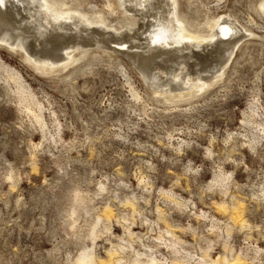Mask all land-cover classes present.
<instances>
[{
  "label": "rangeland",
  "instance_id": "obj_1",
  "mask_svg": "<svg viewBox=\"0 0 264 264\" xmlns=\"http://www.w3.org/2000/svg\"><path fill=\"white\" fill-rule=\"evenodd\" d=\"M67 1L90 13L107 11L114 24L125 16L119 0H113L118 9L112 12L106 6L108 0ZM174 1L177 11L188 17L183 25L192 24L194 30L207 32L214 18H229L236 29L234 41L205 47L197 43L202 49H186L181 58H175L177 52L171 60L155 58L164 73L120 51L129 46L124 41L144 49L147 33L141 32L143 27L134 40L121 41L90 28L71 39L63 36L71 30L80 32L73 25L74 29L38 35V30L50 27L26 6L19 7L18 13L10 8L7 21L0 19V37L4 27H9L13 42L26 40L24 49L0 43V63L20 75L15 81L8 78L6 66L0 67V264H77L83 244L109 259L108 250L117 247L120 237L128 238L118 221L128 213L130 217L134 209L139 210L134 214L139 222L135 231L147 232V225L141 224L146 218L155 229H149L144 241L133 242L138 248L164 234L168 219L177 222L174 230L187 241L176 246L198 258L201 246L211 245L212 258L223 255V260L226 240L248 261L257 255L259 264H264V198L255 194L264 187V130L255 123L264 124V0H169ZM49 12L55 13L52 7ZM152 19L139 21L150 24ZM124 24L123 29L130 26ZM58 32L64 34L57 36ZM81 42L97 56L90 60L87 55L83 61L92 64L68 77L71 68L41 70L33 62H63ZM196 51L198 58L190 59ZM173 58L178 60L174 64ZM219 71L224 76L220 83L202 93L196 89L199 75L208 79ZM154 73L163 79H156ZM19 83L25 86L23 95ZM22 96L26 100L20 101ZM253 137H258L254 148L244 144ZM220 171L230 176L225 196L214 180ZM76 192L91 210L79 212L77 227L72 228ZM224 199L229 203L241 199L242 217L217 208L215 201ZM106 206L113 210L111 222H101L100 233L89 237L85 223ZM203 212L219 217L221 227L227 226L231 234L224 228L223 237L217 238L210 219L194 215ZM240 218L247 222L242 229ZM106 225L110 229L103 232ZM162 249L169 253L166 247Z\"/></svg>",
  "mask_w": 264,
  "mask_h": 264
},
{
  "label": "bare ground",
  "instance_id": "obj_2",
  "mask_svg": "<svg viewBox=\"0 0 264 264\" xmlns=\"http://www.w3.org/2000/svg\"><path fill=\"white\" fill-rule=\"evenodd\" d=\"M74 1L75 0H72V3ZM114 1L113 0L107 1L106 6H107L108 10H111V12L114 10L117 11V9H118V8L116 9L117 6L115 5ZM119 2H120L119 4L121 5V8H122L121 12L123 14H125L124 18L122 17V19H120L121 21L118 22L119 25L114 24L112 21H111L112 23L109 21V18L107 15L109 13L105 14V12H107V11L90 13L86 9V11H88V12H86L82 8L83 6L81 7V5L77 6L75 4H70L71 2H68L67 0H2V3H0V19L3 21L4 20L7 21L5 19V17H8L7 12L10 10V8L15 9V13H18L17 9L19 7L22 8L23 6H26L27 8H29V10L34 11V12L36 11L37 14L39 13V15L41 16V20L44 22H47L48 27H50V30H48L47 28H45L46 30H44V29L38 30L37 31L38 35L40 34V35L44 36L45 34H49V32H52V31H57L60 29H69V28L71 29L72 28L71 26L73 25V27L75 29H78L80 32L71 33V31H72L71 30L70 34H68L69 33L68 32V33H66V35L63 36V38L68 36L71 39L74 38L75 36L79 35V33L82 34L87 28H90L92 30L98 29L97 31H99V30L105 31L106 32L105 35H108L111 37H114V35H116L117 38L119 37V40H121V39L122 40L123 39L134 40V38L140 32V29L143 27V29H141V32L147 33L146 46H144V49H141V46H143L141 44H136L133 42L129 43L128 41H124L123 43L124 44L128 43L129 46L126 49L121 48L122 50H120V51L122 53H125L127 56H129V58H131L133 61L135 59L138 63L143 62V63L147 64L148 65L147 68L148 67L149 68L154 67L155 69L156 68H162V70L164 69V67H162V65L160 64L161 61H166L169 59L171 60V56H173V54H175L176 52H177V55L175 54V56H176L175 58H181V56H182L181 54L187 53L186 49H193V48L202 49L201 46L205 47V45L207 43L209 44V46H214V44L216 42H227L231 38L234 41L233 38L235 37L234 33H235L236 29H235V26L229 22L228 17H227L228 19H225L222 17L223 20L221 17L216 19V20L214 18V21L212 20L213 22L211 24L207 22L208 24H210L209 25L210 29H209V31L204 32V31H199L196 29L194 30V28H193L194 26H192V24H190L192 28H190V25H189V27L183 25L185 22L188 21V17H187V15L182 14L180 11H177L175 1H174V4H171L169 2V0H119ZM82 3H84V1ZM51 7L55 11L54 14H51V12H49V8L51 9ZM261 8L264 11V3L262 4ZM152 10L153 11L156 10V13H152L153 12ZM118 11L120 12V10H118ZM139 12H141L140 13L141 15L137 14ZM150 12H151V14H150ZM51 15H53V16H51ZM148 16L153 18L152 19L153 22L148 24V21H146L147 20L146 19L145 22H142V24H141V22L139 20L146 18ZM209 19H211V18H209ZM50 20H52V21H50ZM15 21H18V20H15ZM124 21L130 23V26H128L127 29H123L124 27H126V24H124ZM202 22H205V21H202ZM190 23H192V21ZM218 23H220V24L218 25ZM18 26H19V24H18ZM144 26H147L148 28H146L144 30ZM19 28H21V27H19ZM74 28H72V29H74ZM198 28H199V26H198ZM205 29H207V28H205ZM3 31L5 33H3V35L0 37V43L1 44H5L9 47L16 48V49L17 48H23L24 49L23 45L25 44V41H26L25 38H21L19 40L16 39V41L13 42L11 40L14 37V35H12V33H11L13 30L9 27H4ZM64 31L66 32V30H64ZM60 33L64 34L62 32H58V34H56V35L60 36ZM53 35H54V33H53ZM72 35H75V36L73 37ZM53 38H55V37H53ZM175 38H176V40H175ZM66 40H69V39H66ZM143 40H142V42H143ZM111 42H112V40H111ZM79 43H80V41H79ZM197 43H199L201 45L200 48L198 47ZM100 44H102V43H100ZM39 45H40V43H39ZM179 45H182V46L180 47ZM99 47H101V46H99ZM115 47L117 48V46H115ZM222 47H220V48H222ZM73 48H74V50L71 52V54H70L71 56L64 58L63 62L55 61L56 59H53L52 62H44V61H43L44 63L36 62V61H33V62L35 64H37L38 68H41V70L42 69H44V70L49 69L52 67H58L61 70H66V69L69 70V68H71L69 70V72L66 71L67 72L66 77H68V76L72 75L74 70H76V69L81 70L84 67L91 65L92 62L90 60L93 57L97 56V53L95 51H90L86 47V45L83 44V42H81V44L76 45ZM119 49H120V47H119ZM23 51L25 52V50H23ZM55 51L58 52L59 50L56 49ZM75 52H77V53H75ZM97 52H98V50H97ZM219 52H220L219 54L223 53V52H221V50ZM227 52L229 54V51H227ZM114 53H115V51H114ZM197 54H199L198 51H196L195 55L193 53H191L189 58L190 59L193 57L198 58ZM58 55H61V54H58ZM87 55H90V58H88L90 60L83 61ZM159 57H161L160 63L157 60H155V58H159ZM28 59L30 60L31 58L28 57ZM176 61H178V60H174V58H173L172 64H174ZM172 64H171V66H172ZM6 65H7V63H6ZM6 65H5V63H3V64H2V62L0 63V67L1 66L4 67ZM224 66H225V63L221 67L222 72L224 71V69H223ZM5 68H7V66ZM6 70L8 71V75H7L8 78L13 79L15 81H18L20 79L19 72H17L15 69H12V68L8 69L7 68ZM208 70H210V69H208ZM139 71H140V69H139ZM55 72H53V73H55ZM163 72L165 73L166 70L164 69ZM167 72H168V70H167ZM222 72H220V71L216 72L214 75H212V77H210V78L208 77V79L206 77L199 75L198 80L195 81V83L199 84L198 86L196 84V89L199 90V92H201L204 89H206V91H207V88H210L214 84L215 85L218 84V82L222 79V77H224L222 75L223 74ZM141 73H143L142 70H141ZM49 74H51V73H49ZM153 75L156 79H163V76L159 73H154ZM189 78H191L193 80V77H189ZM194 78H195V76H194ZM188 82H187V84H188ZM24 88H25L24 84L19 83V86H18L19 92L23 91ZM195 90L193 89V91H195ZM156 92H158V91L156 90ZM189 93H190V91H189ZM158 94H159V92H158ZM190 94L188 96H190ZM22 95H23V93H22ZM160 95H161V93H160ZM172 95H175V94H172ZM24 100H26V97L22 96L20 98V101H24ZM28 109L33 112V109L31 107H28ZM254 113L255 112H252V114H254ZM36 117L38 118V122L40 123V126H44V123L41 122L40 115L37 114ZM255 123H257L258 126L262 127V129L264 130V124L263 123H260V122H255ZM257 139H258V137H253L252 139H248L247 141H245L244 144L247 143L248 146L254 148V143L257 142ZM229 177L230 176H228V172L226 173L224 171H220V174L216 175L214 177V180L216 182H219L220 187H223V188H220V192L224 196L229 193L228 192L229 188L227 187V182H225V181L229 180ZM260 191H261L260 194H258V193H255V194L260 195L264 198V187L261 188ZM223 198L224 197H222V199ZM73 199L76 201L74 203H72L73 206H72V210L70 213V217L72 218V222H71L72 228H74L76 226V224L78 223V220H79L80 215H81L80 213H82L81 212L82 210H84L86 213H89L91 210L89 208V204H87L85 202L84 197L80 196V194L78 192L75 193V196ZM126 201H128V200H126ZM227 201L225 199L220 201V202L215 201V203L218 205L217 208L221 209L222 211L224 210L225 212L231 211V215L236 216L237 218L242 217V215L245 213L243 205H242V200L241 199L239 201H233L232 200L230 203ZM129 202L134 206L136 205L133 201L129 200ZM216 204H214V205H216ZM112 211L113 210H111V208L109 206H106L104 208V210H100V211L96 212V216H95L94 220H92L90 223L89 222L85 223V225H87L89 227V232H88L89 237L93 236L95 234L97 236L100 233V231H99V230H101V228L99 229L100 223L104 222V220L110 221L112 219L110 216V212H112ZM161 211L162 210H160V212ZM135 213H139V210L134 209L133 213H132L133 215L131 214L132 216L131 215H130V217L127 216L129 213L127 215L123 214L124 216H121V218H122L121 221L117 220L126 229V231L128 233V238L120 237V242L117 245V247L114 249L108 250V256L107 257L110 256L109 259H107V258L104 259L102 256L97 254V252L93 250L94 247L83 244L82 245V251L79 252L80 254H78L77 259H76L77 264H107L109 262H111V263L113 262L114 264H199V263H202V264H259L260 259L257 257V255H253V256L249 257L251 260L248 261V258L246 257L245 254H242L241 252H236L233 247L228 245V242L226 240L223 241L224 250H225V252H224L225 255L223 257V260H221L223 255H219L216 259L212 258V256L209 253L211 245L207 246V247L201 246L202 254L198 258L196 256V254L193 253L192 251H190L186 248H183V250H182V248H178L176 246V245H179L182 243H186L187 241L182 239L179 235H177V231L174 230L175 228L179 227V225L176 224L177 222L174 223L175 221L173 222V221L168 220V219H167V221L169 223L166 226L164 234H159L157 237H155L156 240L151 239L152 242H151V240H149L151 242V244H150V242L146 243V241H145V243L144 242L140 243L141 245L139 244L140 247L138 248V247H136L137 244L134 246L133 242L134 241L136 242L138 239L140 241H144V239H146L145 236L149 233V229L150 228L152 230H155V229L152 227L153 222L148 223V221H147L148 219L146 218L147 219L146 220L144 218L145 220L142 221L141 224L147 225V232L141 233V232L135 231L134 230L135 226L139 224L138 217L137 216H136L137 218L135 217V215H136ZM137 215H139V214H137ZM162 215L164 216L163 213H161V217H162ZM194 215L197 219H200V220L210 219V221L212 222V226L217 229V231H216V237L217 238L223 237L224 228L226 229L228 235L231 234V230H229V228L227 226L226 227L224 226L223 228L221 227L220 224L222 223V221L219 219V217H216L212 214L208 215L207 212L206 213L203 212V214L194 213ZM117 217H116V219H117ZM164 218H167V216H165ZM118 219L120 220V218H118ZM239 221L240 222H239L238 226L241 227V229L247 226V222L245 221V219L240 218ZM104 229L109 230L110 228H109V226L106 225L105 228L102 229V231ZM181 229H183V227ZM191 231H192L191 232L192 234L195 233V231H193L192 228H191ZM160 232H162V231H160ZM123 240H126V242ZM92 242H93V246H94L96 243L95 239H93ZM164 247H166L168 249L169 253H165V251L162 249ZM258 248L255 249V251H258L259 250Z\"/></svg>",
  "mask_w": 264,
  "mask_h": 264
},
{
  "label": "snow or ice",
  "instance_id": "obj_3",
  "mask_svg": "<svg viewBox=\"0 0 264 264\" xmlns=\"http://www.w3.org/2000/svg\"><path fill=\"white\" fill-rule=\"evenodd\" d=\"M0 3H2V0H0Z\"/></svg>",
  "mask_w": 264,
  "mask_h": 264
}]
</instances>
